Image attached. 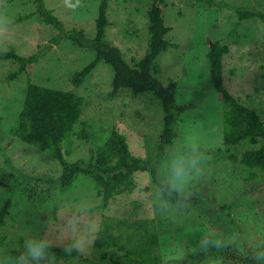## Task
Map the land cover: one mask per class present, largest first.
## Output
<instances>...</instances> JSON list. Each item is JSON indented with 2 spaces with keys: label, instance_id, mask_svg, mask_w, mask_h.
<instances>
[{
  "label": "rangeland",
  "instance_id": "374dc122",
  "mask_svg": "<svg viewBox=\"0 0 264 264\" xmlns=\"http://www.w3.org/2000/svg\"><path fill=\"white\" fill-rule=\"evenodd\" d=\"M216 1L264 11V0ZM44 2L66 31L76 28L94 37L101 0ZM152 2L109 0L106 40L118 47L131 65L145 54L146 12ZM161 8L164 21L171 28L167 39L178 47L159 55L160 72L155 76L164 84L170 79L177 81L176 101L185 106L178 116L177 127L194 118L207 145L203 149L207 157L204 174L189 195L201 198V206L190 207L191 200L184 207L167 202V209H162L155 194L157 180L148 172H136L133 191L117 196L106 209L100 207L101 197L93 180L82 173L70 190L61 192L59 162L11 134L22 109L27 74L8 81L5 76L15 71L19 63L0 61V207L8 199L11 202L10 217L0 226V264H10V251L19 247L21 238L38 231L55 236L69 214L70 205L87 207V213L81 217V228L94 223L99 230L104 216L154 220L160 253L171 264H182L185 258H188L185 264H223L224 252L229 251L230 244L220 249L203 246L201 241L210 234L220 238L235 236L234 248L242 253L250 252L254 257L258 246L264 248V184L256 186L244 181L240 168L225 151L224 104L214 87L208 57L214 41L220 40L228 46L222 62L224 86L264 119V24L253 18L235 28L234 10L209 7L199 0H165ZM0 11V49L13 48L22 56L41 50L38 61L28 65L32 82L84 97L80 119L90 123L95 140H80L73 135L72 153L66 158L69 162L87 159L90 148L103 144L113 130L126 136L135 156L146 159L153 156L164 126L159 101L125 87L111 98L114 70L104 61H99L85 82L75 87L74 74L93 61L96 52L92 48H80L65 38L51 44L50 40L59 31L36 15L16 22L18 17L35 11L32 0H0ZM82 127L77 125L75 131ZM97 231L90 237L92 243L87 255L58 260V264L97 262L94 248Z\"/></svg>",
  "mask_w": 264,
  "mask_h": 264
},
{
  "label": "trees",
  "instance_id": "16d2710c",
  "mask_svg": "<svg viewBox=\"0 0 264 264\" xmlns=\"http://www.w3.org/2000/svg\"><path fill=\"white\" fill-rule=\"evenodd\" d=\"M35 11L24 14L16 22L37 16L38 19L59 31L50 40L57 44L63 38L70 40L80 48H92L96 57L81 70L77 71L72 83L80 87L97 66L99 61L109 64L114 70L112 90L109 94L115 97L120 88L131 89L135 94L144 93L155 98L163 110L164 126L160 142L151 158L135 156L124 134L113 130L103 144L90 148L87 159L80 158L69 162L66 158L72 153L73 135L80 140H95L91 125L80 116L84 105V97L70 90H59L38 85L32 82L28 65L38 61L41 53L38 51L29 56L18 54L13 48L0 49V61L14 60L18 68L5 76L8 81L15 80L26 73V89L22 109L17 116L11 134L19 140L36 147L54 157L62 167L59 177L61 192L70 190L80 173L89 176L97 194L101 197L100 207L106 209L117 196L132 192L136 182V172H148L156 178L158 165L164 158L166 150L177 135V121L184 105L177 104V81L170 79L167 84L160 81L155 73L160 72L157 63L159 55L171 48L178 47L167 39L171 28L166 25L161 5L165 0H153L147 10L148 43L144 56L133 65L127 62L120 49L106 40V29L109 25V0H101L98 16L95 20L94 37H88L83 30L73 28L66 31L62 21L52 9L46 7L44 0H32ZM209 7L230 8L236 12L237 20L234 27L238 28L242 21L256 18L264 24V11L245 6H231L225 1L199 0ZM1 13V11H0ZM227 45L220 40L210 45L208 57L210 60L211 78L216 91L224 104L223 145L230 161L240 168L241 178L256 186L264 184V119L254 109L244 105L232 96L224 86L223 55L228 53ZM77 125L83 126L75 131ZM190 207L199 209L202 199L198 196L188 197ZM168 203L176 205L175 200ZM10 199L0 207V226L6 223L9 216ZM21 238L19 247L22 246ZM158 232L154 220L148 218L129 220L124 217L114 218L104 216L101 226L94 239V248L98 255L97 262L92 264H171L166 262L159 249ZM18 247V248H19ZM10 251L15 255L17 249ZM58 260H70L81 257L73 254L68 256L63 247H55ZM188 258L181 261L187 262ZM178 261V260H177ZM179 262V261H178ZM223 264H258L250 253H242L229 245V251L224 252Z\"/></svg>",
  "mask_w": 264,
  "mask_h": 264
},
{
  "label": "clouds",
  "instance_id": "9594fccd",
  "mask_svg": "<svg viewBox=\"0 0 264 264\" xmlns=\"http://www.w3.org/2000/svg\"><path fill=\"white\" fill-rule=\"evenodd\" d=\"M197 123L194 118H190L178 127L177 135L158 167L155 194L164 210L168 207L167 201L172 199L177 207H184L191 190L204 174L207 157L203 149L207 145ZM86 213V206L70 205L69 214L55 236L47 231H38L27 236L16 254L11 257L10 264H58V258L53 251L58 245H63V251L69 257L73 254L87 255L92 243L90 237L98 229L94 223L80 227L81 217ZM201 243L205 247L211 245L220 249L235 243V236L220 238L216 234H210ZM255 259L259 264H264V248L257 247Z\"/></svg>",
  "mask_w": 264,
  "mask_h": 264
}]
</instances>
